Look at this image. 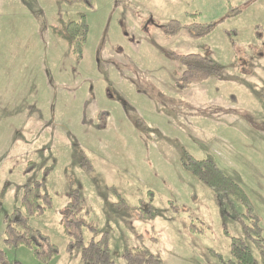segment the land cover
<instances>
[{"label":"rangeland","instance_id":"obj_1","mask_svg":"<svg viewBox=\"0 0 264 264\" xmlns=\"http://www.w3.org/2000/svg\"><path fill=\"white\" fill-rule=\"evenodd\" d=\"M78 12L90 27L80 60L51 29ZM171 21L213 31L170 36ZM188 54L221 75L180 89L174 55ZM189 157L242 186L264 238V0H0V250L11 264H42L5 245L24 186L42 180L53 207L30 224L60 251L49 264H83L60 223L73 189L98 227L85 243L107 233L115 264L141 236L163 264H230L232 238L264 264L247 209L192 176Z\"/></svg>","mask_w":264,"mask_h":264},{"label":"trees","instance_id":"obj_2","mask_svg":"<svg viewBox=\"0 0 264 264\" xmlns=\"http://www.w3.org/2000/svg\"><path fill=\"white\" fill-rule=\"evenodd\" d=\"M56 1L67 5H82L86 9L92 8L94 3V0ZM165 28L166 34L170 36H176L181 31L186 30L193 39L207 37L213 31V26L210 24L184 26L177 21H171ZM51 29L54 35L68 45L76 59L80 60L90 32L86 13L78 12L76 19H61ZM174 59L177 63L175 73L179 77L177 86L180 89H186L192 85L206 82L213 77H218L223 70L211 59L200 54L174 55ZM33 165V162L29 163L30 167ZM185 168L214 193L227 194L247 209V219L251 220L253 224V227L245 226L247 238L264 259V238L259 227V221L253 213L248 196L242 186L209 158L197 160L189 157ZM52 207L53 199L48 193L45 181H34L26 184L19 207L6 219V247L9 249L20 247L32 249L36 259L42 264H49L58 257L60 254L58 247L51 243L47 235L34 229L30 224L32 218L44 215ZM116 208L123 210L129 207L125 200L118 196ZM136 213L144 220H152L156 215L153 208L147 210L140 208L137 209ZM60 223L64 234L70 239L68 252L70 254L78 252L83 264H115L107 233L98 240L93 238L87 244L85 243L84 232L88 231L94 235L98 232V227L91 221L90 211L84 205L80 191L71 190ZM191 231L203 232L196 229L195 225H192ZM139 239L140 244L138 246L125 250L123 254L125 264H163L160 258L148 248L146 239L143 236ZM230 248L234 258L230 264H260L244 240L232 238ZM0 264H11L7 254L2 250H0Z\"/></svg>","mask_w":264,"mask_h":264}]
</instances>
